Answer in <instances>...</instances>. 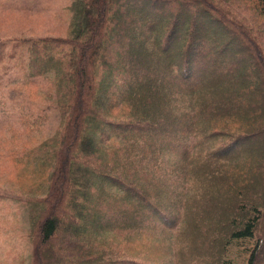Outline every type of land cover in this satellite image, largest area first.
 <instances>
[{
  "label": "trees",
  "instance_id": "1",
  "mask_svg": "<svg viewBox=\"0 0 264 264\" xmlns=\"http://www.w3.org/2000/svg\"><path fill=\"white\" fill-rule=\"evenodd\" d=\"M249 1L264 16V0ZM166 2L190 8L171 16ZM209 10L207 0H72L66 38L23 39L48 52L30 75L54 74L64 131L46 166L55 204L39 216L34 264H150L124 256L133 254L117 246L119 236L85 259L80 227L96 230L91 242L102 240L101 228L125 232L128 244L150 230L186 231L167 264H233L232 244L247 253L240 264H264V78L244 69L255 59L252 42L239 64L232 37L208 48L212 31L232 32ZM103 100L115 105L102 112ZM96 194L99 205L87 200ZM68 198L82 199V214L74 211L71 230L54 241Z\"/></svg>",
  "mask_w": 264,
  "mask_h": 264
},
{
  "label": "rangeland",
  "instance_id": "2",
  "mask_svg": "<svg viewBox=\"0 0 264 264\" xmlns=\"http://www.w3.org/2000/svg\"><path fill=\"white\" fill-rule=\"evenodd\" d=\"M207 1L211 3L215 11L213 13L209 10L210 13L222 21V26L232 30L228 34L219 28L217 31H212L208 48L213 50L212 47L216 45L214 41L218 38L230 42L229 38L232 37L233 48L231 49L235 58L232 63L239 64L243 58L241 51L244 44L247 47L246 45L249 46L252 42L255 47L252 50L255 59L245 62L244 69L249 74L253 70L259 71L260 78L263 79L264 16L261 10L249 0ZM69 2L70 0H0V264H34L33 243L35 249L39 216L55 204L54 199L47 198L50 189L47 186L50 168L46 166L50 163L52 156L57 157L60 149V141L64 136L62 114L55 103L58 96L54 88V74L45 72L35 77L30 75L31 69H42L39 63L45 64L48 52L40 49L32 50L23 39H32L30 35L68 36L67 29L70 22H68L67 5ZM167 3L163 9L171 16L181 15L184 10L190 8L188 4L185 5L182 2L175 8V5ZM189 3L193 4L192 1ZM197 20L198 18L194 19L195 22ZM233 32L241 36L239 40L242 44H236ZM34 51L41 55L40 62H33ZM214 53L211 54L214 58L213 64L217 69H225L227 62L220 60V57ZM241 64L237 66V69L241 67ZM165 70L162 71L163 84L168 81ZM146 76L151 77L148 73ZM119 81L113 79L112 84L118 88L121 86ZM111 105H115V102L108 104L103 100L100 102V110L103 112L107 106ZM229 136L218 139L215 148L229 141ZM105 138L106 136H103L101 140L106 141ZM109 139L111 143L114 141L110 137ZM51 181L50 178V183ZM77 196L82 197L79 194ZM100 199L101 194H96L87 200L99 205ZM70 203L76 205V208H70ZM61 206L63 215H66L59 216L61 224H59L58 233L54 235V241L71 230L66 219L74 211L82 214L81 198H75L74 201L65 199ZM262 210L264 212V207ZM80 224L82 225V218ZM80 228L79 234L82 235L80 239L85 250H88L85 259L91 252L109 249L112 244L109 237L119 236L115 239L117 246L133 254H123L124 256L147 259L146 262L150 264H167L165 261L180 247L182 237L187 235V232L183 231L179 237L175 235V229L167 233L161 230H150L146 234L147 239H135L128 244L122 237H128L125 232L112 234L100 228L102 240L91 242L89 239L96 230ZM76 234L72 233V237ZM246 256L247 253L245 254L243 248H237L233 244L227 249L226 257L233 264H240Z\"/></svg>",
  "mask_w": 264,
  "mask_h": 264
},
{
  "label": "crops",
  "instance_id": "3",
  "mask_svg": "<svg viewBox=\"0 0 264 264\" xmlns=\"http://www.w3.org/2000/svg\"><path fill=\"white\" fill-rule=\"evenodd\" d=\"M71 4H72V0H70V2L67 5V13L69 16L68 22L71 21V17H72V13H70L71 12ZM68 29H69V27H68ZM68 29H67V34H68ZM66 37H67L66 35H46V36H31L30 35V38H32V39H34V38H66Z\"/></svg>",
  "mask_w": 264,
  "mask_h": 264
}]
</instances>
